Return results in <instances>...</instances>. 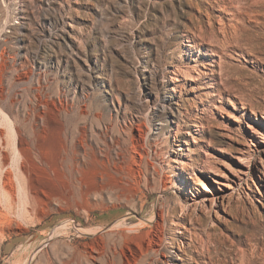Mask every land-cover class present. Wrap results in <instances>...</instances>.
Listing matches in <instances>:
<instances>
[{"label": "rangeland", "instance_id": "rangeland-1", "mask_svg": "<svg viewBox=\"0 0 264 264\" xmlns=\"http://www.w3.org/2000/svg\"><path fill=\"white\" fill-rule=\"evenodd\" d=\"M0 264H264V0H0Z\"/></svg>", "mask_w": 264, "mask_h": 264}, {"label": "bare ground", "instance_id": "bare-ground-1", "mask_svg": "<svg viewBox=\"0 0 264 264\" xmlns=\"http://www.w3.org/2000/svg\"><path fill=\"white\" fill-rule=\"evenodd\" d=\"M6 178H7V180L5 181V184H4L5 186H7L8 184H11V182H12V177L10 175H7ZM202 185H203V188L205 190H209V187H208V185L206 183H203Z\"/></svg>", "mask_w": 264, "mask_h": 264}]
</instances>
